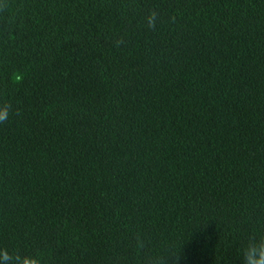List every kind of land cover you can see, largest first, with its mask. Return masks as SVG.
I'll return each instance as SVG.
<instances>
[{
  "label": "trees",
  "instance_id": "obj_1",
  "mask_svg": "<svg viewBox=\"0 0 264 264\" xmlns=\"http://www.w3.org/2000/svg\"><path fill=\"white\" fill-rule=\"evenodd\" d=\"M0 264H242L264 236V0H0Z\"/></svg>",
  "mask_w": 264,
  "mask_h": 264
},
{
  "label": "clouds",
  "instance_id": "obj_2",
  "mask_svg": "<svg viewBox=\"0 0 264 264\" xmlns=\"http://www.w3.org/2000/svg\"><path fill=\"white\" fill-rule=\"evenodd\" d=\"M13 116L12 104L0 101V124L9 122ZM242 264H264V236H252L241 249ZM7 264V261H5ZM24 264H40L38 257H29Z\"/></svg>",
  "mask_w": 264,
  "mask_h": 264
}]
</instances>
